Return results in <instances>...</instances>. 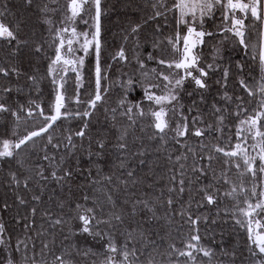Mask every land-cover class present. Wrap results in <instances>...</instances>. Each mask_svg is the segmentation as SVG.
<instances>
[{
    "label": "snow or ice",
    "instance_id": "6c2138e0",
    "mask_svg": "<svg viewBox=\"0 0 264 264\" xmlns=\"http://www.w3.org/2000/svg\"><path fill=\"white\" fill-rule=\"evenodd\" d=\"M52 3H57L58 0H51ZM34 3V0H21V4L25 10L30 8ZM153 9V15L149 16L144 23H148L149 20H157L162 18L163 23H157L154 29L155 38L152 39L153 52L148 53L147 60L154 61L158 67L151 68L146 71H142V80H135L129 77L123 84L125 91V97L119 101V105L124 109L120 114L127 117L128 121L132 125H135L138 119L150 118V127L154 129L150 139H158L163 143H167L169 134L171 133V139L177 144H181L186 152H182L176 155L174 162L178 165V169H170L175 171V174L170 176V186L167 187L168 197L166 200L158 201L162 204H166L168 208H172L177 200H180L181 208L177 213L173 210L172 215H180L184 218V225H187V240L184 241V247L178 248L175 243L169 244L171 251L169 256L176 254L178 257H186L187 260L184 264H197V255L202 253L204 257L209 258L208 264H212V257L215 252L208 247L203 246L201 242V227L207 232L211 225H215L217 220L209 215H200L192 211V203L196 204L197 209L216 206V216H220L221 209L219 204L223 198H230L234 203L231 207H225L223 212L225 215L230 216L235 221L236 225H239L246 233V247L250 254V264H264V0H172L171 6L168 5L167 0H156V3L151 5ZM59 9L49 8L48 4H44L39 7V12L46 14L48 12H57ZM105 12L102 9V0H66L65 6L62 11V17L60 24L63 27L55 28V38L53 40L54 57H47L49 63L47 65V76L51 77V83L53 88V101L48 105V111L50 114H46L44 108L40 103L35 100L29 102L27 109V117L32 118L35 110H38L35 114L43 118V123L38 130H33L20 137L18 140L3 139L0 140V158L2 159H14L17 158L20 153L17 150L22 149V146L32 142V148H36L35 138L42 137L47 134V144L51 147L59 150L60 143H53V136L49 132L50 129L56 125V123L62 119H68L69 117L79 118L83 121V125L79 131L74 133L75 137L84 138L88 135L90 128L89 120L95 114L98 103L103 102V93L107 92V89L103 87V82L108 79L106 73H108L112 64L105 65L103 61V41H102V15ZM172 14V21L174 22V28L172 34L160 39L163 36V30L169 24V15ZM16 14L11 12L6 2H0V41L9 45H15V51L13 55H18L21 47H29V41L21 39L20 32L22 26L26 25L24 19L16 20L14 23H5V19L8 16H15ZM219 17V22H217ZM251 21V24H247L246 21ZM42 25L48 26V31H53L54 22L47 15H43L40 18ZM82 23L89 30H78V24ZM130 31L123 35V40L128 41L129 36H132L135 40L134 51L140 47V32L142 25L137 23L130 25ZM123 31V30H122ZM217 35L221 37L218 41V45H213V63H207L203 61L202 48L206 45L207 38H215ZM234 38L235 43L238 44L241 49L256 62L260 71V80L256 84L249 83L245 78L241 77L238 80L239 87L249 98L257 97V104L254 107L252 105V99L245 101L242 95H230L227 91V84L230 76V68L218 69L215 65L217 56L221 55V47L225 41ZM147 41L148 38L145 37ZM166 41V45H165ZM52 45H50L51 47ZM168 48L171 49L170 58ZM43 50V45L36 43L33 49V55H38ZM83 55H78V53ZM93 57L94 61V85L95 91L90 94V98L87 101L81 99V89L84 87V68L87 57ZM111 60L119 63L121 61L129 62V57L126 55V50L122 44L120 48L112 55ZM140 69L146 68L144 59H141L138 54L135 56ZM222 58V56H221ZM239 70L243 71V65H237ZM220 70L222 75L220 79L212 81V74ZM38 71V70H37ZM11 73H15L17 77L25 76L27 74L22 73L19 68H12L11 70L0 67V74L5 77ZM75 74V95L69 97L67 94L66 84L68 83L66 77L69 73ZM45 77H38L36 74L27 75V80L30 81V87L38 90L40 80ZM212 81V82H210ZM213 83L219 85L224 89L221 99L225 102V105L234 103L236 111L232 113L227 106L219 107L217 102H213L211 106L212 114L216 116L217 124L214 128L213 125L208 124L205 127L199 125L204 124L203 114L199 108V105L194 100L191 106H185L182 103V97L187 95L193 97L198 95L201 104H207L206 94L212 89ZM191 86V90H188L187 86ZM139 87L141 89V95L138 97H132L131 93ZM22 90V89H20ZM4 92L10 93L11 88H4ZM74 102L77 105L86 103L88 105L83 111H70L68 108L69 103ZM20 111H24V106H19V111L12 110L5 102H0V113L11 112V115L16 118L17 123L21 120L19 114ZM108 109H105L107 112ZM113 113L116 109L111 110ZM188 115L186 113H193ZM234 115L236 132V142L232 143V136L229 135L224 141V145L221 146V136H215L216 143H203L202 140H197L196 148L188 144L183 138H203L207 133L212 131L223 134L225 127V121L228 116ZM87 118V119H85ZM113 120L115 116L113 115ZM116 127L115 124L112 125ZM143 130V129H141ZM119 131V129H117ZM15 135V132H13ZM127 136V130L125 129L117 137L119 143L115 145L118 150H127V143L125 138ZM67 143L64 147L68 149L69 154H73V150L77 145L74 142L73 135L65 137ZM251 139L254 141L248 147H251L255 151V155L249 152L248 147L245 146L247 141ZM91 142L92 138L89 137V152L91 155ZM96 151L95 155L102 158L107 148V140L100 138L95 140ZM199 149V153L197 152ZM45 151V155L42 157L44 160H50L56 164V168L51 171L50 176L45 175L46 169L37 165L38 171L35 176L39 180L47 181L49 179L56 183L68 182L73 177L71 169L62 168L64 157H61L59 161H56L55 156H49L47 154V145L42 149ZM159 151V149H157ZM207 150V152H205ZM189 154L193 158V163L190 166V171L194 174L195 179L188 177L185 171ZM215 154H221L224 158L223 163L228 166V170L231 167L237 169V180L239 183L232 181L226 171L221 172V176H216L215 169L213 168V161L218 159ZM139 155L143 156L144 152L141 151ZM168 160L172 161L173 156L170 154ZM204 161V163H200ZM20 167H23L22 161L17 160ZM96 163V161H93ZM141 164L145 163L144 160L140 161ZM123 166V161H121ZM62 171L60 175L58 172ZM209 172L212 173L211 179H209ZM99 174V169H98ZM128 176H133V172L129 171ZM89 175H91V169H89ZM179 176V179L177 178ZM246 176L251 177V187L245 186L244 178ZM34 179L33 176H25L23 180V187L29 189L30 182ZM111 182V177H105ZM223 179L225 184L229 185V189L223 192L221 196V189L216 184ZM39 180L37 183H39ZM206 181L201 185V181ZM9 183L14 184L17 187L21 185L16 172L9 173ZM98 183V181H93ZM193 184L198 185L196 188V195L200 197L199 200H195L192 195H189L187 202L182 201V198L186 186L187 190L191 193V186ZM260 191H257V188ZM174 194V195H173ZM163 191L161 196H163ZM175 196V198H174ZM242 197V199H241ZM20 205H26L28 202L23 196L16 197ZM51 199V197H50ZM85 201L90 199L89 196L83 197ZM32 200L41 202V195H32ZM108 202L114 206L112 196L107 195ZM67 203L71 209V215L68 217V222L75 221V224L69 229V232L75 236L88 235L94 239L104 240L105 236L108 237L105 248V259L102 264H139V256L144 254V248L146 245H142L141 248H136L135 245L129 248V244L135 240L133 232L136 229H125V239L121 244L117 243L115 235L111 231L104 232L100 229V225H107L109 229H116L117 225L113 223V220L123 224V217L115 212L111 213L108 219L102 218L99 213L103 212L102 206H99L98 201L93 199V206H86L79 202L71 200L61 201L59 207L63 209ZM74 203V207L72 204ZM143 203L144 207L149 212L153 213L155 218V209L149 207L147 201H139ZM187 204L185 208L184 205ZM4 208L8 205L5 203ZM38 209L32 207L30 214L33 219H29L27 216L23 218V227L30 229L34 226V217L37 214ZM135 209L133 210V213ZM45 216H49L48 212L44 213ZM166 215H168L166 213ZM20 222V221H18ZM66 221L63 216L56 218L53 221L54 225H63ZM171 223V220H169ZM181 225V228L184 227ZM43 232H37V236H42ZM142 239H147L143 231L140 232ZM68 235L64 236V240H68ZM27 240H32V237H28ZM11 234L7 232L4 223H0V264H17L15 260V252L21 251L23 246L25 259L27 260V252L29 251L28 243L26 240L17 239L15 245L12 244ZM43 246L41 253L44 250H50L47 242H42ZM155 246V241H149ZM77 250V254L87 256L89 252L92 255H96L89 247L83 253L80 252L79 247L76 244L72 245ZM32 249H35V243L33 242ZM12 252V255H5V253ZM139 253V255H138ZM70 255V253H68ZM223 255L231 256V264H236L235 253H229L223 251ZM35 253L31 259V264H37L35 260ZM120 257V258H118ZM73 264V261L64 259V255L55 256L52 264ZM148 264H154L153 260H149ZM222 264V262H221Z\"/></svg>",
    "mask_w": 264,
    "mask_h": 264
},
{
    "label": "trees",
    "instance_id": "16d2710c",
    "mask_svg": "<svg viewBox=\"0 0 264 264\" xmlns=\"http://www.w3.org/2000/svg\"><path fill=\"white\" fill-rule=\"evenodd\" d=\"M0 2H6L10 11L16 14L14 17L8 16L5 19V23H14L19 19L26 21V25L22 26L20 37L29 41V47H21L18 55H13L15 51L14 44L9 45L0 41V67L9 70L19 68L22 73L27 75L36 74L38 77H45L40 80L37 90L30 87L27 75L17 77L15 73L10 72V75L5 77L3 74H0V102H5L12 110L17 111H19V106H24V111L19 112L21 116L19 123L11 115V112L0 113V140L11 139L15 141L27 135L30 131L38 130L43 123V118L35 114L38 110H35L34 106H32L34 116L32 118L27 117L30 101L35 100L37 103H40L46 114H50L48 105L54 99V85L51 83V77L47 76V65L49 63L47 57H54L55 46L53 45V40L55 38V28L63 27L60 24V20L66 0H58L57 3H52L51 0H34L33 5L27 10L23 8L21 0H0ZM153 3H156V0H102V9L105 12L102 15L103 61L105 65L112 64V68L106 73L108 79L103 82V87L107 89V92L103 93L104 100L98 103L95 114L89 120L90 128L88 135L84 138L75 137L74 133L80 130L83 121L79 118L69 117L68 119L58 121L49 130L53 136V143L61 144L59 150L47 144V134H44L42 137L35 138V149L31 146L32 142H29V144L22 146V149L17 150L20 153L17 158H0V221L4 223L7 232L11 234L13 245H15L17 239H23L27 241L29 248L27 260L25 259L23 246H21L20 252L14 253L17 264H31L34 253L36 254L34 258L37 264H52L55 256L61 254L64 255V259L73 261V264H102L106 256L104 245L108 237L105 236L104 240H99L86 234L81 236L72 235L69 229L75 224V221L68 222V217L72 214L71 209L67 203H65L63 209L59 207L61 201L66 200L79 202L86 206H93V199L97 200L99 206L103 208L102 213L98 212V215L102 218L108 219L113 212L122 215L123 224L113 220V223L117 225L116 229H109L107 225L99 226L104 232L111 231L115 235L118 244L124 242L125 229L129 231L136 229L133 232L135 240L129 244V248L133 244L138 249L142 245H146L144 254L139 256V264H148L150 259L153 260L154 264H176L184 263L187 260L186 257L179 258L176 254L168 255L171 251L169 244L175 243L178 248H183V242L187 240V225H184V218L180 215H172L173 210L177 213L180 211V200L178 199L177 203L170 209L166 204L160 203L157 199L158 197L160 200L167 199L169 195L167 187L170 186L169 178L175 174V171H170V169H178L174 158L176 155L186 152V149L170 138L171 133L169 134L167 143H163L158 139H150L154 132V129L149 126L150 118L138 119L136 124L132 125L127 117L120 114L124 110L119 105V101L125 97L124 82L129 77L135 80H142V71L158 67L154 61L147 60V55L153 52L152 39L155 38V26L157 23H163V19L157 18L155 21L149 20L148 23H144L149 16L153 15L151 7ZM167 3L171 6L172 0H167ZM44 4H48L50 9L56 8L59 11L42 14L39 12V7H42ZM43 15H47L54 22L51 33L47 30V25L40 23V18ZM168 15L169 24L164 28L163 36L160 39L172 34L174 22L172 21V14ZM217 22H219V17H217ZM137 23L142 25V29L140 32V47L134 51V38L129 36L128 41L125 42L123 35L130 31V25ZM246 23L251 24V21H246ZM78 30L89 29L84 24L79 23ZM145 37L148 38L147 41ZM220 39L219 35L215 38L206 37V45L202 48L203 61L213 63V56L215 55L213 45H218ZM36 43L42 44L43 50L38 55H33ZM122 44L125 47L126 55L129 57V62L121 61L117 63L111 60L110 57L115 54ZM50 45L52 46L50 47ZM220 47L221 55L217 56L215 65L218 69L230 68L227 84L228 93L233 96L242 95L245 101L252 99L250 107L256 106L258 96L249 98L247 93L243 92L238 84V80L241 77L252 84L259 82L260 71L256 62L235 43L234 38L225 41ZM168 53L169 56L166 58H170V48H168ZM136 54L145 60V69H140L135 58ZM78 55H83V53H78ZM238 63L244 66L242 72L237 67ZM93 68V57H87L83 72L84 87L81 89V99L83 101H87L90 98V94H93L95 91ZM221 75L222 72L220 70L216 71L212 74V81L220 79ZM66 79L68 81L66 84L67 94L69 97H74L75 74L70 72ZM6 87L11 88L12 91L10 93L4 92L3 89ZM187 87L188 90H191V86ZM223 91V88L213 83L211 91L206 94L208 101L206 105L200 103L198 95L193 97L184 95L182 103L185 106H191L195 100L204 119V124L199 126L205 127L211 124L215 128L217 120L211 111L214 101L217 102V106L219 107L227 106L232 113L236 111L234 103L225 105V102L221 99ZM139 95H141V89L137 87L131 93V96L138 97ZM87 107L86 103L77 105L71 102L68 105L70 111H83ZM105 109H108V111L105 112ZM112 109H116V112L113 113ZM186 114L193 115L195 112ZM113 115L115 116V120H113ZM225 115L228 116V119L225 121L227 127H225L223 134L212 131L207 133L203 138L186 137L183 139L196 148L197 140L212 144L217 142L213 137L221 136L219 142L223 146L227 136L231 135L232 143L234 144L236 142L234 135L236 132L235 117L234 115H228V113H225ZM113 124L116 125L115 128L112 127ZM125 129L127 130L125 142L128 147L127 150H118L115 147L120 142L117 137ZM13 132H15V135H13ZM70 134L73 135L74 142L77 145L76 149L73 150V154H69L68 149L64 147V144L67 143L65 137ZM89 137L92 138L91 155L89 152ZM100 138L107 140V148L102 158L95 155V140ZM46 145L47 154L50 157L55 156L56 161L64 157L61 167L72 170L73 177L70 181L58 184L51 179L47 181L39 180L35 176L36 171H38L37 165L46 169V176H50L51 171L56 168L55 163L42 159L46 154L42 149ZM141 151L144 152L143 156L139 155ZM197 152L199 153L198 148ZM170 154L173 156L172 161L168 160ZM215 155L218 156V159L213 161L216 176L219 177L222 171H226L232 181L239 183L237 180V169L233 166L231 170H228V166L223 163L224 158L222 155ZM17 160L22 161L23 167H20ZM141 160H144L145 163L141 164ZM93 161H96V163H93ZM121 161H123V166H121ZM192 163L193 158L189 154L188 167L185 169L187 172L186 180L188 177L195 179L194 174L190 171ZM200 163H204V161H200ZM89 169H91V175H89ZM129 171L133 172V176H128L127 173ZM10 172L17 173L21 180L19 187L9 183ZM58 174L62 175L63 172L60 171ZM25 176L34 177L30 182L29 189L23 187ZM211 176L212 173L209 172V179H211ZM105 177H111V182L109 183ZM177 178L179 179V176ZM38 180L39 183H37ZM93 181H98V183H93ZM204 183L206 181L202 180L201 185ZM244 183L246 187L250 188L251 177L246 176ZM216 186L220 187L221 196L225 190L229 189V185L225 184L223 179ZM197 187L198 185L193 184L190 193L186 186V191L180 199L187 202L189 195H192L195 200H199L200 197L196 195ZM162 191L164 193L163 196H161ZM257 191H260L259 187ZM34 194L41 195V202L32 200V195ZM109 194L112 196L114 206L107 200V195ZM18 195L23 196L28 203L20 205L16 199ZM85 195L90 197L88 201L83 199ZM139 201H147L149 207L155 209V218H153V213L144 207L143 203H138ZM5 203L8 205L7 208L3 207ZM233 203L230 198H223L219 204V208L221 209L220 216H216V206L197 209L196 204L192 203V211L194 213L209 215L217 220V223L211 225L207 232L203 226L200 231L202 237L200 243L215 252V255L212 257V264H221V262L222 264H231L232 257L223 255V251L235 253L236 264H250V254L246 247L245 231L239 225H236L230 216L225 215L223 212L226 206L231 207ZM32 207L38 209L34 217L35 224L32 228L25 229L23 227V218L27 216L30 220L33 219L30 214ZM72 207H74V203ZM184 207H187L186 203ZM134 209L135 212L133 213ZM45 212H48L50 217L45 216ZM61 216L64 217L66 223L54 225L53 221ZM169 220H171V223H169ZM181 225H184V227L181 228ZM141 231L145 233L147 239L141 238ZM37 232H43V235L37 236ZM65 235H68L70 238L64 240ZM28 237H32V240H27ZM149 241H155V246L149 243ZM33 242L35 243L34 251L32 249ZM42 242H47L50 250L46 249L43 254H40L43 246ZM73 244L79 247L81 253L90 247L96 255H92L91 252L87 256L77 254V250L72 247ZM12 254V252H9V255ZM5 255L8 254L5 253ZM196 255L201 260L199 264H208L209 258L204 257L202 253ZM2 258L0 257V259Z\"/></svg>",
    "mask_w": 264,
    "mask_h": 264
},
{
    "label": "rangeland",
    "instance_id": "374dc122",
    "mask_svg": "<svg viewBox=\"0 0 264 264\" xmlns=\"http://www.w3.org/2000/svg\"><path fill=\"white\" fill-rule=\"evenodd\" d=\"M252 143H254V141H252L251 139H249L248 141H247V143L245 144V146L246 147H248L249 145H251ZM248 150H249V152H251L253 155H255V151H253V149L251 148V147H248ZM0 223H1V221H0ZM8 255H9V253H7ZM179 258H181V257H179ZM199 261H201L199 258H198V256H197V264H199ZM176 264H184V263H176Z\"/></svg>",
    "mask_w": 264,
    "mask_h": 264
}]
</instances>
